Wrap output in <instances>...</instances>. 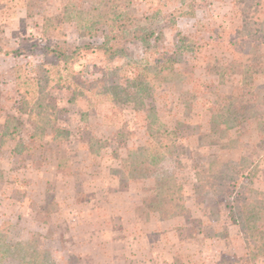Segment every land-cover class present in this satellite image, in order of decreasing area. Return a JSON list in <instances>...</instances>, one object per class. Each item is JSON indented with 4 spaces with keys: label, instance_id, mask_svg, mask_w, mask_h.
Segmentation results:
<instances>
[{
    "label": "rangeland",
    "instance_id": "374dc122",
    "mask_svg": "<svg viewBox=\"0 0 264 264\" xmlns=\"http://www.w3.org/2000/svg\"><path fill=\"white\" fill-rule=\"evenodd\" d=\"M91 3L0 0V231L5 237L0 245L29 244L16 260L0 252V264H20L32 252L29 264L45 256L52 264H264L263 255H250L226 208L230 194L216 198L218 216L212 218L199 205L202 190L196 181V174L216 160L238 174L244 158L253 166V188L264 193V139L256 121L238 114V124L226 126L235 110L227 100L248 83L235 74L240 62L233 63L227 49L230 33L242 26L241 0H202L194 18L178 20L180 36L187 38L181 53L193 82L176 78L151 90L142 104L120 101L114 108L108 102L68 104L61 88L45 82L53 59L43 56L44 46L99 44L107 34L99 25L91 38L78 27L75 13L89 11ZM152 3L132 0L128 8L141 17ZM249 5L252 12L264 0ZM164 39L170 45L174 36L166 31ZM238 56L252 65L255 92L260 91V106L248 108L262 115L264 44ZM142 57L143 47L136 44L111 65L87 54L74 58L69 68L97 91L104 71L128 68ZM28 85L36 88L33 112L46 107L43 119L31 120L23 112ZM148 120L155 121L150 130ZM54 129L58 140L51 139ZM147 133L173 141L175 148L160 160L155 175L133 179L121 160L128 149L144 145ZM164 173L182 187L185 218L161 220L150 209L148 197Z\"/></svg>",
    "mask_w": 264,
    "mask_h": 264
},
{
    "label": "trees",
    "instance_id": "16d2710c",
    "mask_svg": "<svg viewBox=\"0 0 264 264\" xmlns=\"http://www.w3.org/2000/svg\"><path fill=\"white\" fill-rule=\"evenodd\" d=\"M200 1L202 0H154L148 13L139 17L129 11L128 7L132 0H92L89 11L75 13L78 27L85 30L91 38L95 36L96 26L99 25L108 29L107 34L99 44L74 48H64L56 43L44 46L43 56L53 59V63L46 67L45 82L50 86L61 88L69 97L68 104H76L83 100L88 107H95L102 102H108L111 108L120 101L131 100L136 105L142 104V100L149 96L151 90L176 78L193 82L194 79L188 78L191 76L188 75L190 74L188 62L181 53L186 46L187 38L180 36L177 22L180 19L194 18L196 6ZM253 1L241 0L245 7L242 9V26L229 35L227 49L233 58L232 62H240L234 72L244 77L242 82L248 79V83L244 84L248 87L247 89L244 86L238 87L235 95H231L227 100L231 109L235 110L229 114L232 123L225 124L227 128L237 125L238 121L235 118L238 114L244 115L245 120L252 118L256 121L258 133L264 139V105H262V115H256L254 108H248L253 103L259 104L257 106L261 104L260 91L255 92L256 87L253 85L255 73L252 65L241 63L242 58L238 56L244 53L247 57L251 52L255 53L259 45L264 44V5L259 6V9L256 7L255 11L251 12L249 4ZM256 12L260 14L255 15ZM254 15L255 21L250 23ZM166 31L173 34V44L165 45ZM136 44L142 45L143 57L128 68L113 67L104 71L98 81L97 91L79 81L77 77L80 73L69 68L74 58L85 57L87 54L96 55L104 66L111 65L117 59L127 57L128 47ZM32 82V79L26 81L30 86ZM35 89L28 85L23 90V112L31 120H35L37 116L38 119H43L47 114L46 107H39L38 113L32 110L34 98L36 99ZM250 113L252 115H248ZM154 124L155 121L148 120L147 130H150ZM57 133L58 129L51 132L52 140H58ZM147 136L148 140L142 147L128 149L126 158L121 160L127 163L128 174L133 179L145 180L155 175L153 170L158 169L160 160L170 155L175 148L173 141L159 140L155 133H147ZM245 161L244 158H240L237 164L238 174L227 171V162L219 160L210 162L203 173L196 174V181L202 190L198 201L199 205L208 208L210 217L215 218L218 216L216 198L229 193L230 200L226 203V208L235 219L246 248L252 257L264 256V193L253 188L251 174L253 166L247 165ZM162 176L164 177L155 180L154 189L148 197L150 209L157 213L161 220L185 218L187 210L183 202L182 187L170 174L164 173ZM4 238L0 231V239L4 240ZM28 245L18 242L8 246L2 243L0 252L3 255L11 254L10 258L16 260L20 258L21 248L26 251ZM32 255L23 256V259H19L20 264L33 262L35 253L32 252ZM45 258L41 261L37 260L38 264H52L48 257Z\"/></svg>",
    "mask_w": 264,
    "mask_h": 264
}]
</instances>
